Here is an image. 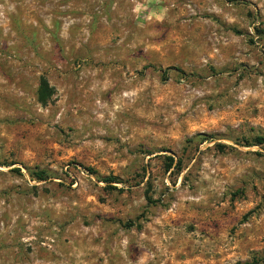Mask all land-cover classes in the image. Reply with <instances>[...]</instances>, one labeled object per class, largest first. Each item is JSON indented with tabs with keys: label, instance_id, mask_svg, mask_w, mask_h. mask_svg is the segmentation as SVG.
Here are the masks:
<instances>
[{
	"label": "rangeland",
	"instance_id": "374dc122",
	"mask_svg": "<svg viewBox=\"0 0 264 264\" xmlns=\"http://www.w3.org/2000/svg\"><path fill=\"white\" fill-rule=\"evenodd\" d=\"M257 137L264 0H0V264L264 257Z\"/></svg>",
	"mask_w": 264,
	"mask_h": 264
},
{
	"label": "trees",
	"instance_id": "16d2710c",
	"mask_svg": "<svg viewBox=\"0 0 264 264\" xmlns=\"http://www.w3.org/2000/svg\"><path fill=\"white\" fill-rule=\"evenodd\" d=\"M46 89H47L46 82L41 79L38 86V99L40 102H43L44 99L47 97V94H45ZM255 142L257 144H262L264 142V138L257 137L255 138ZM33 178L37 181H40L42 179L39 174H33ZM103 181L106 183H115L114 181L116 180L113 177H106L103 178ZM237 264H264V257H255V258L253 257L250 259V261H245L243 263H237Z\"/></svg>",
	"mask_w": 264,
	"mask_h": 264
}]
</instances>
